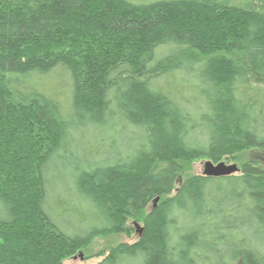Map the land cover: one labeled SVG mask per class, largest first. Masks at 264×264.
Returning <instances> with one entry per match:
<instances>
[{
    "label": "trees",
    "instance_id": "trees-1",
    "mask_svg": "<svg viewBox=\"0 0 264 264\" xmlns=\"http://www.w3.org/2000/svg\"><path fill=\"white\" fill-rule=\"evenodd\" d=\"M250 149L264 0H0V264H62L130 221L90 264H264V168L182 176Z\"/></svg>",
    "mask_w": 264,
    "mask_h": 264
},
{
    "label": "rangeland",
    "instance_id": "rangeland-1",
    "mask_svg": "<svg viewBox=\"0 0 264 264\" xmlns=\"http://www.w3.org/2000/svg\"><path fill=\"white\" fill-rule=\"evenodd\" d=\"M117 142V141H116ZM109 150V149H108ZM109 152H112V150H109ZM115 152V151H114ZM253 159L255 162H257L262 168H264V152L250 149L244 152H241L236 160L234 162H225L226 164H240V162H244L246 160ZM207 161L206 159H196L195 161H192L188 164H185V171L184 174H182L183 177H186L191 174H202L204 163ZM131 226H134V223L131 221L129 222ZM138 238L136 236V231L134 229L132 235L130 237H127L125 234H110L107 236L102 237H96L93 239V241L84 249L81 253H77L74 257H71L67 260H65L62 264H90V263H96L99 261V258L91 257L98 251L114 246L121 242H127V243H133ZM81 254V256H80ZM80 256V257H79ZM89 257V259L85 258Z\"/></svg>",
    "mask_w": 264,
    "mask_h": 264
},
{
    "label": "water",
    "instance_id": "water-1",
    "mask_svg": "<svg viewBox=\"0 0 264 264\" xmlns=\"http://www.w3.org/2000/svg\"><path fill=\"white\" fill-rule=\"evenodd\" d=\"M239 170V167L233 164H226L224 161L218 162L216 164L212 163L210 160L205 161L202 175L206 177L219 178L235 174ZM158 199L155 200L157 202ZM134 227L136 231L137 238L142 235V227L134 222ZM81 256V255H80ZM79 256V257H80Z\"/></svg>",
    "mask_w": 264,
    "mask_h": 264
}]
</instances>
